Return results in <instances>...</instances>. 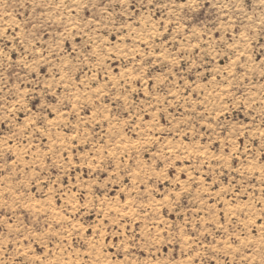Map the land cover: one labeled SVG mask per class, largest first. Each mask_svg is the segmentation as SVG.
I'll use <instances>...</instances> for the list:
<instances>
[{"label": "rangeland", "instance_id": "374dc122", "mask_svg": "<svg viewBox=\"0 0 264 264\" xmlns=\"http://www.w3.org/2000/svg\"><path fill=\"white\" fill-rule=\"evenodd\" d=\"M0 264H264V0H0Z\"/></svg>", "mask_w": 264, "mask_h": 264}]
</instances>
